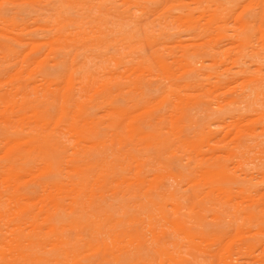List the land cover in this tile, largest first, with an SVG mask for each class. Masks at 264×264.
<instances>
[{
	"label": "rangeland",
	"instance_id": "obj_1",
	"mask_svg": "<svg viewBox=\"0 0 264 264\" xmlns=\"http://www.w3.org/2000/svg\"><path fill=\"white\" fill-rule=\"evenodd\" d=\"M0 21V118L8 119L0 120V127L38 128L28 107L8 110L5 91L27 105L39 98L35 106L48 115L40 126L59 137L70 155L69 113L59 118L60 101L49 91H62L71 72L69 89L93 119L90 138L103 140L90 146L88 136L80 142L90 152L92 174L85 196L90 201L88 238L82 237L80 225L70 227L67 206L61 208L65 220L57 223L60 232L87 249L82 257L91 264H175L159 256L153 240L154 232L160 243L168 241L169 232L181 243L184 264H264V0H0ZM42 71L57 79L39 84ZM101 81H109L111 103L100 98ZM46 100L53 104L44 106ZM110 104L120 105L122 115L111 112ZM200 124L209 125L212 134L200 136ZM149 132L155 145L146 144ZM7 150L0 140V164ZM100 152L106 158L97 161L94 155ZM211 162L221 163L234 183L207 179L202 173ZM37 163L29 161L31 171ZM61 164L65 175L73 163L64 159ZM100 168L106 172L102 189L94 174ZM22 180L35 190L31 213L24 220L11 215V191L0 179V229L5 236L12 229L30 237L50 236L44 220L53 211L46 191L33 184L36 173ZM214 185L220 188L211 191ZM162 186L172 190L171 196L156 194ZM177 200L179 215L203 222L209 234L197 249L160 218L158 206L170 220L171 203ZM143 212L152 214L151 221H132ZM109 214L125 218L121 233ZM100 218L104 233L96 239L94 220ZM101 237L119 260L99 259ZM136 238L139 244L129 242ZM167 247L173 253V245ZM54 264H67L64 255Z\"/></svg>",
	"mask_w": 264,
	"mask_h": 264
},
{
	"label": "bare ground",
	"instance_id": "obj_2",
	"mask_svg": "<svg viewBox=\"0 0 264 264\" xmlns=\"http://www.w3.org/2000/svg\"><path fill=\"white\" fill-rule=\"evenodd\" d=\"M69 1L73 2L74 4V2L79 3L84 0ZM122 1L125 3L135 2L136 0ZM2 2L6 3V1ZM216 30H218V28H216ZM57 37L59 38L65 36L57 35ZM49 40L51 41V39ZM194 64L195 62L193 64H190V67H193V70L195 69ZM56 79V75H51L50 73L45 71H42L39 74V80L41 81V83L39 84L43 83L48 85L50 83H53ZM71 79L72 75L71 72H69L63 79L65 87L62 91H49L52 96L60 101L59 118L64 117L69 113V118L65 120L66 129L67 131H72V133L74 134L73 144L71 147L72 153L70 155L66 154L67 146L59 139V137H57L50 131H44L45 129L40 126L45 122V120H48V115L45 113L44 109H38L37 106H35L36 104L40 103L41 100H38L39 98L35 99V105H27L28 103L26 100L21 99V101L19 100L20 102H16V100H13L11 96L14 95V92L10 90L5 91L7 96L9 97L10 103L8 105L9 109L8 107H4V109L12 111V109L14 108L21 110L28 107L31 112L30 114L33 120L32 122H34L38 127L35 129H29L26 132L23 131V128L21 126L12 130L9 129V126L0 127V140H3L5 146H8L7 152L3 154V162L0 164V179L6 186L5 190L11 191L10 195L8 196L13 202V206L11 207V215H14L19 220L28 219V216L31 213V207L29 205L30 193L31 191L35 190L25 187L22 179L25 175L36 173L38 181H34L33 184L36 186V188L41 187L42 189H44V191H46V194L49 198V208L51 209V211H53L50 214H47L44 220L47 221L46 225L48 230H50L53 234H51L50 236L38 235L35 237H30L20 232H15V230L12 229L10 232L11 235L5 236L0 229V264H54L57 263L60 260V256L63 255L67 264H91L90 260H87L85 257L81 256V254L86 252L87 249H83L82 246H78L79 239L60 232V226L57 224L64 218L61 208L67 206L70 209L71 213L69 216L72 215L71 217H69L70 220H68L73 224L70 227L76 228L78 225H80L83 229L82 231L85 232L82 234V237H85V239L88 238V221L85 214L89 207L87 203H90V201H87L85 199V196L87 195V191L89 190L88 184L92 174L88 165L90 152L87 148H85V146L80 145V142L85 141L86 137L88 136L90 138V130L94 129L95 127H93L91 124L93 122L91 116L86 114L80 101H78L74 97V93L69 89ZM255 79H257L260 84V80L262 78L259 77ZM32 81L35 80L33 79ZM27 83L28 82H25L24 84L27 85ZM107 85H109V81H101L98 83V87L101 90L100 98L102 101L111 103L112 100L109 93L110 85ZM25 95L26 93L22 92V96L24 97ZM51 103L53 104V101L46 100L42 104L44 106H47ZM69 104L75 106L76 109L73 111L69 110L67 107ZM82 104H84V102ZM109 109L111 110V112L119 116L122 115L123 108L120 105L110 104ZM180 111L182 118L186 113L185 107H182ZM78 117L79 119L77 121L76 118ZM20 118H22V116L18 115V119ZM0 120L2 122H8L7 116L1 117ZM116 126L117 125H115V127ZM55 127H53V129ZM179 128V126L176 128L177 132L179 131ZM198 129L199 134L202 137L212 134L209 125L200 124ZM145 136L147 145H155L154 133L149 132ZM89 140H91V138ZM94 144L103 145V140H101L100 138H97L96 140L92 139L89 145L91 146ZM105 155L106 153L100 152L94 155V157L95 160L102 161L104 158H106ZM32 159L38 161V163L36 164L37 169L35 171H31L30 168H32V165L28 164ZM64 159H67V162L73 163L72 166L69 167V171L65 173V175L63 174L64 172L61 164ZM97 165L103 167V165L99 162L97 163ZM94 174L97 187L102 189L106 182L105 170L100 168L98 172H95ZM202 174H205L207 179L209 180H213L218 177V179H221L222 182L227 185L234 183L235 180L232 175L227 173L223 165L217 162H211L207 166H205ZM157 188L158 191H156V194L164 193L168 196H171L170 193H172V190L167 186ZM219 188V185H214L210 190L217 191ZM198 195V191L193 192V196L195 198H197ZM148 202L150 204H155L153 200H148ZM171 204L173 217L168 220L164 213L163 206L161 205L157 208L160 218H162L164 222L169 224L173 231H175L177 235L181 237V239L187 244V246L193 249H197V242L209 239V234L205 230L203 222H191L190 219H186L180 216L179 211L182 208V206H180L182 205L180 201H172ZM124 214L125 211H123L122 215ZM141 214L144 215L141 216ZM141 214L132 216V221H135L136 223L145 219L151 221L152 214L147 212H143ZM108 218L110 220L112 219V221L114 220V226L121 227V229L119 230L120 233L126 228V220L123 216L113 217L112 214H109ZM100 220L101 218L98 220H94L95 230L97 234L96 239H100V237L98 236L104 233V231H102V228L100 227ZM129 223H131V221ZM14 225L15 229H19L21 227L20 224ZM40 227L41 226H39L38 228L40 229ZM162 232L165 231L162 230ZM167 234L168 236L165 235L164 240L167 239L168 241H162V243H160V236L153 232V240L156 252L160 257L167 258L168 260L175 262V264H184L185 259L183 258L180 249L181 243L178 242L179 240H177L176 238L169 236V232ZM133 241H136L137 244L140 243V240H138L137 238L134 240H130L129 242L132 243ZM100 242L101 243L97 245V250L101 251L99 257L100 260H103V258L107 256H111L116 260L120 259V255L116 254V252L108 246L103 237H101ZM167 243L173 245L174 251L171 254L169 253ZM47 247H49L50 249H47Z\"/></svg>",
	"mask_w": 264,
	"mask_h": 264
}]
</instances>
